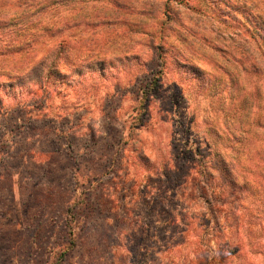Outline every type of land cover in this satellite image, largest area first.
Here are the masks:
<instances>
[{"label":"rangeland","instance_id":"1","mask_svg":"<svg viewBox=\"0 0 264 264\" xmlns=\"http://www.w3.org/2000/svg\"><path fill=\"white\" fill-rule=\"evenodd\" d=\"M189 1L0 0V264H264V0Z\"/></svg>","mask_w":264,"mask_h":264},{"label":"trees","instance_id":"2","mask_svg":"<svg viewBox=\"0 0 264 264\" xmlns=\"http://www.w3.org/2000/svg\"><path fill=\"white\" fill-rule=\"evenodd\" d=\"M66 3H70L71 1H74V0H64ZM79 1V0H78ZM80 1H89V0H80ZM124 0H111V3L114 4L115 6V10L116 12L112 11L110 14L106 13L105 14H98V15H92L94 16L95 18H99L102 22L105 23L106 19L108 18H118L120 17L123 13H120L122 12L124 9L127 10L128 8L127 7H124L125 3L123 2ZM167 1H170V0H165V2ZM179 3H185L186 5L190 4V1L189 0H178ZM190 6V5H188ZM129 10V9H128ZM81 14H84L85 16H82L84 18H89V14H85L84 12L81 13ZM239 18V19H238ZM235 19L239 22L238 23V26H240V28L238 29V33L236 34L237 36H240V34H245L246 38L244 39H249V40H253L254 42H257L258 38L257 36H255L254 34H256L258 32V28H255L254 26V23L249 21V20H246L247 17H244V19L240 18V17H235ZM73 20V19H72ZM70 23H73L76 28L79 27V15H76L74 17V20L73 22H70ZM88 24V23H86ZM161 22L158 24H156L157 26H159V28H161ZM156 25H154L153 23H148L147 24V27H146V31H145V34L148 35L149 37H154V34L158 31ZM256 32V33H255ZM54 39H51V41H53ZM157 50H159L161 47L160 45H157ZM258 49H261V46L259 44H257L256 46ZM236 48V46H235ZM101 62V61H100ZM235 62H238V61H235ZM244 69L243 70H246L245 67H243ZM196 259V258H195ZM222 262L226 263V264H229L230 262L225 260V259H222Z\"/></svg>","mask_w":264,"mask_h":264}]
</instances>
